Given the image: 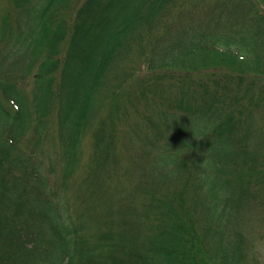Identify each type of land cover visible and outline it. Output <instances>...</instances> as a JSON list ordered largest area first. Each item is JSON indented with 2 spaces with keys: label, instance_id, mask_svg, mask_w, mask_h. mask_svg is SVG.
Wrapping results in <instances>:
<instances>
[{
  "label": "trees",
  "instance_id": "obj_1",
  "mask_svg": "<svg viewBox=\"0 0 264 264\" xmlns=\"http://www.w3.org/2000/svg\"><path fill=\"white\" fill-rule=\"evenodd\" d=\"M71 1L0 0V264L249 262L264 0Z\"/></svg>",
  "mask_w": 264,
  "mask_h": 264
},
{
  "label": "rangeland",
  "instance_id": "obj_2",
  "mask_svg": "<svg viewBox=\"0 0 264 264\" xmlns=\"http://www.w3.org/2000/svg\"><path fill=\"white\" fill-rule=\"evenodd\" d=\"M196 0H179V2L176 3L175 8H174V12L178 11V10H183V12L185 11L190 17H192L193 19L198 18L199 16L197 14H200V12L196 11L193 3ZM198 1V0H197ZM213 0H204V1H198L197 3H194L196 5V7L200 6V8H204L209 6L212 3ZM79 2V0H72L71 5H75ZM70 9V8H69ZM176 20V19H175ZM200 21V20H198ZM200 22H195V24L193 23V25L188 24V30H203L204 29V22L201 23ZM205 30V29H204ZM164 33L163 29H160V31L158 32V35H161ZM153 37H150L148 40L153 41ZM153 45V43H152ZM151 45V46H152ZM148 49V46H146V50ZM141 52V51H140ZM140 52L135 51L134 52V58H133V62L128 63V65H126L128 68L131 67L133 64L134 65H142L143 63V59L139 58V54ZM125 66V68H126ZM139 80H143V77H139ZM137 84V82L134 83V86ZM152 89L156 92H158V89L156 86H152ZM151 96H153V94L149 93ZM124 99V97L122 98V100ZM122 109L123 111H127V110H131L126 103L122 104ZM146 111H149L146 109ZM26 145V143L22 142L20 144V146H22V148H24ZM264 216V215H263ZM256 220H258L256 222ZM261 220V221H260ZM248 229V238L249 241L251 243L250 248L251 250L248 251V255L250 256V261H246L244 264H264V217H261L260 219H258V217L255 215H253L249 225ZM247 230V229H246Z\"/></svg>",
  "mask_w": 264,
  "mask_h": 264
}]
</instances>
